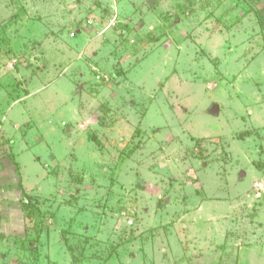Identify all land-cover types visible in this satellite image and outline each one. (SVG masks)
<instances>
[{
    "label": "rangeland",
    "instance_id": "1",
    "mask_svg": "<svg viewBox=\"0 0 264 264\" xmlns=\"http://www.w3.org/2000/svg\"><path fill=\"white\" fill-rule=\"evenodd\" d=\"M0 132V264H264V0H0Z\"/></svg>",
    "mask_w": 264,
    "mask_h": 264
},
{
    "label": "water",
    "instance_id": "2",
    "mask_svg": "<svg viewBox=\"0 0 264 264\" xmlns=\"http://www.w3.org/2000/svg\"><path fill=\"white\" fill-rule=\"evenodd\" d=\"M209 112L212 113L213 115H218L219 114V105L218 104H213L210 108H209Z\"/></svg>",
    "mask_w": 264,
    "mask_h": 264
},
{
    "label": "crops",
    "instance_id": "3",
    "mask_svg": "<svg viewBox=\"0 0 264 264\" xmlns=\"http://www.w3.org/2000/svg\"><path fill=\"white\" fill-rule=\"evenodd\" d=\"M72 36H74V34H72ZM213 104H215V103H213ZM213 104H212V105H213ZM216 104H218V103H216ZM219 112H220V111H219ZM4 119H5V117H4V118L2 117V120H4ZM1 136H3V135H2V132H0V137H1ZM6 138H7V137H6Z\"/></svg>",
    "mask_w": 264,
    "mask_h": 264
},
{
    "label": "trees",
    "instance_id": "4",
    "mask_svg": "<svg viewBox=\"0 0 264 264\" xmlns=\"http://www.w3.org/2000/svg\"><path fill=\"white\" fill-rule=\"evenodd\" d=\"M17 170H18V169H17ZM25 202H26V203H28V202H29V199H28V200H26ZM25 202H24V205H25Z\"/></svg>",
    "mask_w": 264,
    "mask_h": 264
}]
</instances>
